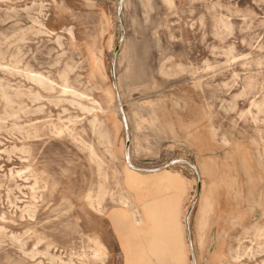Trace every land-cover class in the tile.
Segmentation results:
<instances>
[{
  "label": "rangeland",
  "instance_id": "374dc122",
  "mask_svg": "<svg viewBox=\"0 0 264 264\" xmlns=\"http://www.w3.org/2000/svg\"><path fill=\"white\" fill-rule=\"evenodd\" d=\"M0 264H264V0H0Z\"/></svg>",
  "mask_w": 264,
  "mask_h": 264
},
{
  "label": "crops",
  "instance_id": "0c3cea01",
  "mask_svg": "<svg viewBox=\"0 0 264 264\" xmlns=\"http://www.w3.org/2000/svg\"><path fill=\"white\" fill-rule=\"evenodd\" d=\"M127 159H128V167L125 168V171L127 173V175H129V180L127 183H130V184H134L136 186H140V185H143L145 182V178L143 177L142 173H139V172H136V170L134 169V166L131 164V161H130V158H129V152H127ZM139 173V174H138ZM162 181H165L166 178L170 179L171 181H173L174 183H178L180 186L183 187V179L181 177L180 174H178L177 172H173V171H167V172H164V173H161L160 175ZM126 190V192L129 193V191L124 188ZM130 195V194H129ZM135 204V203H134ZM127 208H131L129 206H127ZM137 209V213L139 214V210H138V205L135 204V207ZM133 209L131 208L130 212H131V215H132V218L134 220V222L137 224V221L134 217V212L132 211ZM140 216V214H139ZM190 245V244H189ZM193 245V243H192ZM191 250V248H190Z\"/></svg>",
  "mask_w": 264,
  "mask_h": 264
},
{
  "label": "bare ground",
  "instance_id": "6f19581e",
  "mask_svg": "<svg viewBox=\"0 0 264 264\" xmlns=\"http://www.w3.org/2000/svg\"><path fill=\"white\" fill-rule=\"evenodd\" d=\"M64 88H65V89H64ZM64 88H63V89H64V92H67V90H69L68 87H67L66 85L64 86ZM61 121H62V120H61ZM37 122H38V120H37ZM58 135H59V134H58ZM58 135H57V136H58ZM106 139H107V142H109L110 144L113 143V142H112V138H111V136L106 135ZM92 147H93V146H92ZM91 153L94 155V151H93V150L91 151ZM19 171H20V170H19ZM24 171H25V170H24ZM37 180H38V179H37ZM102 186H103V185H102ZM100 188L102 189L103 187H100ZM101 189H100V190H101ZM103 189H104V188H103ZM104 190H105V189H104ZM105 191H106V190H105ZM101 192H103V191L101 190V191L99 192V195H100ZM121 193H122V192H121ZM123 194H124V193H123ZM123 194H122V195H123ZM122 195H121V196H122ZM126 195H127V194H126ZM88 196H89V195H88ZM88 196H87V197H88ZM101 197H102V196L100 195V199H99V201H98L99 208L101 207L100 204H101V202H102V201H100V200H101ZM119 197H120V196H119ZM122 197H125V196H122ZM98 198H99V197H98ZM88 199L90 200V198H88ZM103 199H104V198H103ZM33 200H34V199H33ZM88 202H89V201H88ZM123 203L126 204V206H129V207H131V208L133 209L132 211L134 212L133 215H134L136 221H137V222H140L139 214L137 213V209L134 208V207H135V204H134L133 200L131 199V197L125 198V199L123 200ZM89 204L91 205V202H89ZM192 207H193V206H192ZM192 207H191V208H192ZM190 212H191V211H189V213L186 215V226H187V231H188V234H189V244H190V248H191L192 254L195 255V254H194V250H193L192 240H191V234H190V230H189ZM3 216H4V215H3ZM31 216H32V215H31ZM30 218H31V217H30ZM99 250H100V249H99ZM95 252H96V250H95ZM39 253H40V252H39ZM100 255H101V254H100ZM238 256H239V255H238ZM195 259H196V258L193 257V260H194V261H196ZM241 259H242V258H241ZM60 261H61V260H60Z\"/></svg>",
  "mask_w": 264,
  "mask_h": 264
}]
</instances>
